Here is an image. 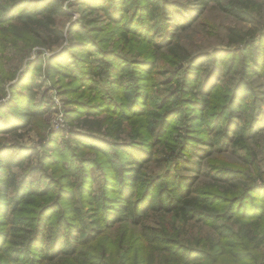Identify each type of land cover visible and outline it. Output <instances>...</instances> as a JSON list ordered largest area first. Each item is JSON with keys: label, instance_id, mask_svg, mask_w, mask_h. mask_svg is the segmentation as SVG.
<instances>
[{"label": "trees", "instance_id": "obj_1", "mask_svg": "<svg viewBox=\"0 0 264 264\" xmlns=\"http://www.w3.org/2000/svg\"><path fill=\"white\" fill-rule=\"evenodd\" d=\"M222 1L85 0L78 3L79 6L85 5L82 8L84 18L89 13L101 12V17L117 25L111 31L115 34L110 38L105 34L101 41L90 39V33L105 32L96 21L81 20L69 33L81 41L78 47H83L73 46L71 49L84 53L72 54V50L67 49L54 54L48 61L47 75L82 84H74L70 89L85 87L96 93L101 106L93 108V102L82 104L81 108L86 111L74 114L98 117L101 113H108L104 121L111 127H114L113 118L117 116L116 130L102 138L75 133L78 145L90 149L94 157L76 156L77 152L72 148L59 150L55 144L51 145L54 139L50 140L44 148L52 146L49 147L58 156L39 152L41 156L45 155L43 169L29 168L36 150L18 148L21 150L13 153L8 148L0 149V217L5 219H0V227H6L5 231L0 230V264H46L57 260H62L61 264H68L64 260L76 264H102L104 254L98 257L83 247L104 235L106 229L122 224L141 229L130 238L137 239L146 251L144 254L142 249V256L148 264H264V169L253 158L250 149L242 168L216 169L221 179L239 181L233 188L217 184L207 189L197 186L203 160L210 157L211 147L228 148L243 144L246 137L256 135V126L264 130V107L258 105L257 93L246 78V75L262 69L258 63L259 49L245 43L252 34L239 33L241 39L237 43L245 45L244 50L228 52L231 57L212 58L207 54L204 58L184 52L175 43L172 30L173 27H178L180 32L191 29L209 5ZM10 4L6 18H0V54L9 49L15 56L23 54L27 59L37 45L51 50L65 42L64 31L57 24L66 16L63 0H11ZM250 10L249 5H244L225 11L239 20L250 22L253 18ZM133 13L144 14V21L140 22L142 30L125 25L127 14ZM11 22L12 28L7 33L3 25ZM79 26H82L81 30ZM119 29H126L131 37H143V43L132 47L134 55L131 58L120 53L119 45L114 50L107 47ZM144 31L149 34L145 32L143 36ZM152 33L162 40L157 42ZM124 41L127 44V36ZM162 49L168 50L170 62L167 64L170 63L172 68L167 69L173 70L171 74L178 84L176 91L168 90L163 105L179 102V114L183 113L184 117L190 113L189 108L195 107L198 111L187 116L185 124L189 123V126L180 128L179 134L170 138L174 147L172 154H166L165 161L175 164L178 171L186 170L193 175L156 172L149 166L153 149L161 145L162 140L150 142L151 151L145 140L141 142L144 145L133 142L135 139L141 141L140 128H149L152 133V125L158 121V135L164 137L169 133L166 126L169 127L171 114L152 111V85L147 84L157 69L163 71L153 58L155 51ZM1 57L0 83L4 84L10 79L7 71L10 69H4ZM208 58L212 60L206 69L209 71L202 74L205 65L202 63ZM239 58L243 60L241 66ZM36 62L27 63L26 74L35 70L37 64H42V59ZM17 76L12 73V79ZM29 76L19 79L24 91H16L21 86L19 82L12 86L11 105L0 108V135L27 129L32 121L42 119L40 116L46 114L42 110V100H37L41 83ZM105 79L107 85L101 84ZM223 79L229 81L228 90L217 104L218 95L212 93ZM212 80L217 81L215 89L206 87ZM244 115L251 116L249 132L241 123L246 124ZM124 121L139 122L131 143L119 142V138H115L117 131H123ZM199 123H206L211 132L210 140L192 136L198 131ZM54 135L50 132L49 138ZM95 166L100 168L99 172H93ZM48 167H56L54 176L49 174ZM38 171L44 176L37 182H29L28 177ZM97 180L101 181L102 191L96 195L92 187ZM81 200L86 203L84 207L79 206ZM151 215L170 216L178 220L180 226L173 233L160 222L152 233H148L147 222ZM189 227H196L205 235L189 236L186 233L187 237H182ZM74 231L78 234L73 235ZM124 242L125 238L120 247ZM131 248L120 255L117 264H127Z\"/></svg>", "mask_w": 264, "mask_h": 264}, {"label": "rangeland", "instance_id": "obj_2", "mask_svg": "<svg viewBox=\"0 0 264 264\" xmlns=\"http://www.w3.org/2000/svg\"><path fill=\"white\" fill-rule=\"evenodd\" d=\"M85 0H63V8L66 11V16L61 17L58 20V27L64 31L66 36L65 42L58 44L51 48V50L46 49V46L37 45L32 48V52L30 53V57L25 59L23 54L15 56L13 54L14 51L9 49L5 50L3 53L0 54L2 59V64L4 69L10 73L9 80L4 81V84L0 83V108L5 107L8 108L13 100L14 90L12 86L18 85V82L21 86H18L17 92L23 90L22 82L19 81L20 78L23 76H33L35 82L38 84L41 83L42 88L37 91L38 98L37 100H42V110L46 111V114L40 116L42 119H37L32 121L31 125L28 126L27 129L19 130L11 135L4 134L0 135V149L1 148H8L12 150L11 152H16L17 150H21L18 148H25L29 150H36L35 156L32 158V163L29 165V168H38L41 169L45 168L42 160L45 155H40L41 152H45L49 155L58 156V153L54 152L52 147L54 144L59 150L62 148H72V150L76 151L79 157L83 156H93L94 153L91 152L90 149L85 148L84 146L80 147L78 142L74 139L75 133L81 134L83 136H98L104 137L110 134V132H115V128L118 122L117 116L114 119V127H111L107 123H105L104 119H107L109 114L108 113H101L98 117L94 116H78L74 114L78 111H86L85 109L81 108L82 104H91L95 106H101L100 102L96 100L97 94L92 93L88 90V88L76 87L74 89H70L74 84L81 83L73 82L70 79H65L61 81L59 77H52L50 78L47 75V67L48 61L50 58L53 57L54 54L60 52L61 50L71 49L73 46L77 48L80 42L77 37H71L69 31L75 28L77 25L80 24L81 20L85 19L89 22H97L99 26H102V30L105 33L98 32V33H90L89 38L97 41H101L102 37L105 36L106 38H110V36L114 35L115 33H111L112 30L116 28L117 25L110 23L108 20H105L103 16L101 17V12H92L88 14V17H83V9L85 5H78L79 2H84ZM180 1H191V0H180ZM11 0H0V18H6V13L11 9ZM52 2V1H51ZM243 2H245L243 4ZM193 6L195 7V2L193 1ZM244 5H249L251 7V13L253 14L250 22H244L242 20L237 19L236 17L229 15L225 10L226 8L230 7H239L242 8ZM192 6V7H193ZM20 7V6H19ZM27 8V7H26ZM144 14L143 13H133L127 14L126 19V26H132L133 28H137L142 30L143 27L140 22L144 21ZM123 23V22H122ZM13 22L6 23L4 28L7 30V33L12 28ZM80 30L82 26L78 27ZM16 28V33L19 35V29ZM95 30V29H91ZM175 34V43L180 45L184 52L188 51L192 53V55L203 56L209 54L212 58L215 56H225L228 52L238 51V49L244 50L243 46L237 43L240 41L239 33H246L249 35L252 34L250 38L247 39L245 42L246 44H250L256 49H259V61L258 63L262 65V69L258 71V73L246 75L247 80L252 84L256 93H257V103L264 107V0H223L221 4H211L207 7L204 11L203 15H201L194 23L191 29L187 31L180 32L178 27L172 28ZM126 29L118 30L114 41L109 44L107 47L110 50H114V48L119 45L120 53L124 54L126 57L131 58L134 55L132 47L137 46V44L143 43V37L139 35L137 38L131 37V34L126 33ZM145 32L149 34V31H144L142 35H145ZM122 33H125L122 34ZM125 36H127V44H125ZM152 37H155V40L159 42L158 35L155 33L151 34ZM255 36V37H254ZM12 39L15 37L11 34ZM50 39H47L49 42ZM20 45H22L20 43ZM107 43L103 46H106ZM123 49V50H122ZM179 49V47L177 48ZM72 50V54H83L82 50ZM232 56V55H227ZM240 56V55H239ZM202 57V60L204 61ZM42 59V64H37L35 70H31L28 74H26L27 70V63H37L36 61ZM154 60L160 64V69H157L154 74L152 75L151 79H148L147 84L151 83L152 88L150 92V102L152 103V111L156 114H163L166 112L167 114H171L169 117V127L166 126L167 131H169L168 135L162 137L158 135L159 130V122H155L152 125L153 131L150 133L149 128L142 129L140 128L139 131V138L133 141V136L135 130L137 129V122H128L124 121V129L120 133L119 131L116 132V137L119 138V142H124L125 140L128 142H134L136 145L143 144L141 143L142 140L148 142V148L151 151L153 146L149 147V143L155 140H162L163 143L161 145L155 146L153 149V157L149 164L156 172H167L171 171L173 173H182L183 175H193V172H188L186 170H177L175 164L168 163L166 160V154H172V148L174 147L170 141V138H175L177 134H179L180 128H184L185 126H189L185 124L188 121L189 116H193V114L197 113V109L195 107L189 108V114L184 117V115L179 114L181 110L178 106V103H174L171 106H164L163 101L168 96V90L176 91L178 89V84L174 77L172 76L171 72L173 70H168L167 68H172L170 62V57H168V50L162 49L155 51L153 55ZM212 60L210 58L205 61L202 74H204ZM243 60L239 58L238 64L241 66ZM87 68V67H84ZM63 69V68H62ZM143 72L145 67L142 68ZM12 73L18 74L17 78L12 79ZM29 76V77H30ZM19 77V78H18ZM110 78V77H109ZM111 79V78H110ZM173 81V82H170ZM108 80L101 81V84L107 85ZM208 85L206 87L214 88L217 84V81L212 80L207 82ZM229 83L228 80H224L219 84L217 87L218 89L212 93L218 95L217 104L221 96L228 90L227 84ZM215 89V88H214ZM24 91V90H23ZM22 102V100H20ZM25 104V103H24ZM95 109L94 111H96ZM161 116V115H160ZM182 116V117H181ZM188 116V117H187ZM246 120V124L243 123L241 119V123L248 128L249 132V121L251 119L250 115H244L243 120ZM104 121V122H102ZM256 126V125H255ZM199 128L198 131L193 133L192 136H199L204 140H210V133L207 129L206 123H199L197 125ZM256 135H250L246 137V141L243 144H237L236 146H231L228 148H222L221 146L211 147V155L208 159L203 160V168L202 173L198 177V187L201 189H207L212 184L220 185L224 188H233L235 184L239 181L235 179H221L218 177L217 168L221 169H231V168H242V164H244V159L247 154V150L250 149L251 153L255 156H251L255 158L256 162L264 169V130L260 129L256 126ZM50 132L55 134L53 137L49 138ZM91 132V133H90ZM97 135H95V134ZM41 134V135H40ZM54 139L51 142L52 146L46 145L47 148H44L45 144H48L50 140ZM144 145V144H143ZM40 152V153H39ZM73 158V156H71ZM249 157V158H251ZM82 165V163H79ZM48 172L51 175L54 174V170H57L56 167H48ZM100 168L98 166L93 167V172H99ZM212 174V175H210ZM44 176L42 171L35 172L30 177H28L29 182H37ZM45 182L46 179L44 180ZM76 184H79L77 181ZM93 192L94 194H100L102 191L101 181L97 180V183L93 185ZM86 203L82 200L79 201V206L84 207ZM29 208V206H27ZM151 219L147 222V232L152 233L155 227H158L160 222H163L165 226L170 229L173 233L175 232L176 228H179L180 223L178 220L170 217V216H160V215H151ZM87 218L90 219V216L87 215ZM149 218V217H148ZM1 220L3 217H0ZM97 222V221H93ZM93 224V223H92ZM6 227H0V230L5 231ZM141 231V229H136L130 225H118L113 227L112 229H106L104 235L100 236L97 240L92 243H87V247H83L84 250H87L89 253H92L95 256L102 257L104 254V262L102 264H117L119 261L120 255L125 253L130 246H132L130 250V259L127 260V264H148L142 256V249L143 247L141 244L135 239L134 241L131 240L130 237L136 232ZM69 232V231H67ZM73 235H77L76 231H74ZM189 236H196L199 233L205 235L200 229L189 227V231H184L182 237ZM136 235H133L135 237ZM125 238L124 246L120 247L123 239ZM120 242V243H119ZM14 243L11 244V246ZM120 248V249H119ZM125 248V250H122ZM119 251V252H117ZM262 251L264 253V243L262 245ZM144 254L146 251L143 249ZM62 260H57L53 263H46V264H61ZM68 264H76L72 260H64ZM157 264V263H156Z\"/></svg>", "mask_w": 264, "mask_h": 264}]
</instances>
